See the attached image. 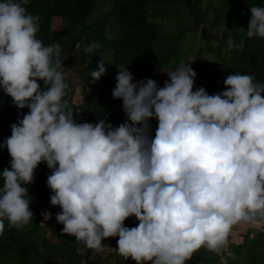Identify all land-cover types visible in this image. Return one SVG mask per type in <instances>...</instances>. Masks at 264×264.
<instances>
[{"label": "clouds", "instance_id": "obj_1", "mask_svg": "<svg viewBox=\"0 0 264 264\" xmlns=\"http://www.w3.org/2000/svg\"><path fill=\"white\" fill-rule=\"evenodd\" d=\"M27 3L0 0V89L17 109H29L0 144L11 157L0 173V235L5 221L17 229L31 222L24 185L42 162L52 170L47 186L62 232L97 252L118 236V254L136 264H186L201 248L219 254L234 225L264 220V84L234 73L225 91L209 95L193 91L191 64L167 72L163 87L133 83L121 66L112 96L127 122L77 123L65 99L61 47L37 38L39 17ZM250 13L247 37L264 38V7ZM227 45L243 51L244 41ZM97 68L93 83L106 73L104 59ZM130 216L137 226H124Z\"/></svg>", "mask_w": 264, "mask_h": 264}, {"label": "trees", "instance_id": "obj_2", "mask_svg": "<svg viewBox=\"0 0 264 264\" xmlns=\"http://www.w3.org/2000/svg\"><path fill=\"white\" fill-rule=\"evenodd\" d=\"M24 6L29 14L39 17L36 36L44 46L60 45L62 66L80 67L75 82L65 79L69 86L65 99L77 123L95 125L106 117L109 120L105 123L113 127L127 122L122 100L112 96L121 66L132 74L133 83L152 79L163 87L161 71H173L181 63L191 64L197 73L193 91L203 87L209 95L225 91L223 81L234 73L250 75L254 82L264 84V38L246 35L250 8L264 7V0H28ZM53 19L60 22V30L51 29ZM216 28L220 29L218 34ZM229 38L237 44L243 40V51L229 50ZM198 42L201 45L197 46ZM93 43L99 47L86 51V46ZM102 59L106 73L93 83L90 72L98 70ZM39 83L43 87V82ZM77 90L81 102L75 104ZM28 112L27 107L17 109L12 98L0 89V144L10 137V126ZM149 124V136L154 138L158 121L153 118ZM10 159L7 148H0V173L5 168L10 170ZM51 171L46 163H40L34 170V182L24 185L33 217L19 229L9 227L5 221L0 235V264H83L88 260L91 251L80 254L77 247L86 246L64 234L63 225L51 230L56 244L35 235L42 226L39 211L53 194L47 186ZM245 224L251 223L233 227ZM137 225L134 216L124 221L125 227ZM230 238L241 241L229 240L226 250L221 252L222 260H215L212 252L201 248L198 251L204 253L195 252L186 264H264L263 229L250 226L243 234ZM117 241L118 236L113 241L114 249ZM114 254L103 256L97 252L94 261L88 264H136L131 257L125 260L119 254L110 263L108 259Z\"/></svg>", "mask_w": 264, "mask_h": 264}, {"label": "rangeland", "instance_id": "obj_3", "mask_svg": "<svg viewBox=\"0 0 264 264\" xmlns=\"http://www.w3.org/2000/svg\"><path fill=\"white\" fill-rule=\"evenodd\" d=\"M207 26L208 25L206 24L205 27H207ZM51 29L52 30H57V31L60 30V22L55 20V19H53L51 21ZM200 31H201V29L199 30V32ZM219 32H220V29L216 28L215 29V34H218ZM196 45L197 46L201 45V42L200 43L198 42ZM62 68H63L62 70L64 72V78L68 79V80L71 79L72 82H75L74 80H76V74H77V71L79 70L80 67L78 65H74V66H71V67L70 66L69 67L62 66ZM170 71L171 70H163V71L160 72L159 75L163 79L164 82L169 79L168 75H167V72H170ZM74 102H75V104H78V103L81 102V97L79 96V90L76 91V94L74 96ZM106 120H109V119L106 117V118H104V121L106 122ZM45 211H47V212L52 214V218L47 220V221H45L43 219V215H42V213L45 212ZM60 211H61V209L59 208V206H53V205H51L50 202H47V203L43 204L42 208L39 211V216H40L39 222H40V224L42 226L35 232V235L45 238L46 241L49 244H56L58 242L56 236L52 233L51 230L56 225H61L62 226V224L57 223V221L55 219V215L57 213H59ZM257 220L260 221V219H257ZM261 221L262 222H260V223L259 222L258 223H253L254 227L252 226V228L253 229H258V230H261V229L264 230V226L262 225V223H264V220H261ZM249 227L250 226L246 225V224L245 225L235 226V227L232 228L230 235L235 237L237 235L243 234ZM232 236H229V240H232L234 242L241 241L240 238H230ZM114 239H115V237H110V238H106V239L102 240V242H101L102 245L104 246L103 251H100L101 255L107 256V254H109L110 252H114L115 253L113 257H110L108 259V261L110 263H113L115 261V259H116L115 256L118 255L116 249H114L112 247L114 245L113 244ZM227 246L224 249H222L221 252L226 250ZM77 251L81 252L80 254H86V255H87L88 252L91 251L88 260L85 261V263H83V264H88L89 261L93 262L94 261L93 259H95V257H96L94 255L97 254V251L89 249L87 247H84L83 249L81 247H77ZM262 251L264 252V250H262ZM197 252H198V254L204 253L202 251H197ZM221 252L219 254H217L216 252L215 253L212 252L215 260H217V259L218 260H222Z\"/></svg>", "mask_w": 264, "mask_h": 264}, {"label": "crops", "instance_id": "obj_4", "mask_svg": "<svg viewBox=\"0 0 264 264\" xmlns=\"http://www.w3.org/2000/svg\"><path fill=\"white\" fill-rule=\"evenodd\" d=\"M258 222L260 223V222H262V221H261V220H260V221H259V220H257V221H256V223H258ZM262 225L264 226V223H262ZM250 226H251V227H252V226L254 227V224H253V223H251V224H250Z\"/></svg>", "mask_w": 264, "mask_h": 264}]
</instances>
